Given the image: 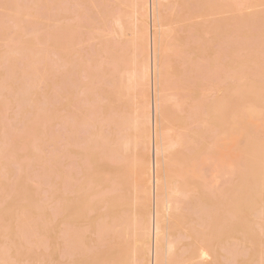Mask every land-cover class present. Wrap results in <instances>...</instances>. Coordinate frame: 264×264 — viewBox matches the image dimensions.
Here are the masks:
<instances>
[{
  "label": "rangeland",
  "instance_id": "374dc122",
  "mask_svg": "<svg viewBox=\"0 0 264 264\" xmlns=\"http://www.w3.org/2000/svg\"><path fill=\"white\" fill-rule=\"evenodd\" d=\"M142 4L0 0V264H131L147 178L132 142ZM164 5L167 94L183 98L165 112L171 138L190 136L161 167L191 191L174 257L200 242L207 264H264V0Z\"/></svg>",
  "mask_w": 264,
  "mask_h": 264
},
{
  "label": "bare ground",
  "instance_id": "6f19581e",
  "mask_svg": "<svg viewBox=\"0 0 264 264\" xmlns=\"http://www.w3.org/2000/svg\"><path fill=\"white\" fill-rule=\"evenodd\" d=\"M140 1H143L142 7L140 8L142 12L140 16H142L143 14L142 19L140 21L141 26L138 27V23H137L138 20L134 16L131 37L133 41V46L136 50L139 49V47L137 49V46L139 45L141 46V51L139 50L138 56H140L141 54L140 52H142L143 62H142V67L140 66L139 70L137 67V70L138 71L141 70L140 77L144 86L143 88H145L144 90L147 93V103H146L145 111L142 114V117L141 118L135 117L134 118L135 120H133L132 122L133 132L135 130L133 135L134 137H132L133 138L132 142L134 149L133 164L138 165L139 163L142 162V165L144 166L145 169L143 170L144 172L146 171L147 178L144 179L146 180L145 183L146 191L144 193L145 199L143 204L145 218L143 225L142 243H140L137 239L139 238V236L137 235L136 237L140 224L139 225L137 224L138 218L134 217L135 219L133 218V222H134L133 230L135 236H133L134 248L132 251L133 254H132L131 264H182L185 262L192 263L193 260L194 262L196 260H199V263L201 262L203 264H207V260L212 259L213 252L211 251V249H209V246H207L204 243L201 244L200 242L198 243V247L194 251L189 250V253L185 258L181 257L177 259L176 257H174L177 247L172 229L175 226V223L178 221V218L180 217V215H178L179 217L177 216L179 211L182 210V208L180 207V201L186 199L187 196L191 194V191L185 188L181 189L177 184L178 181L177 179L176 182L172 181L169 183L167 178L168 173L166 172L164 173L162 171L163 168L161 167L163 164L168 165L169 162L166 163V161H168V155L170 154V152L172 150L178 149L177 147L179 146L181 147L183 146V144L187 143V139L190 136H188L187 139H185L186 137L183 136V134H181L182 132H180V135L179 133L178 135L174 134L175 137L171 138L172 136H171V129L169 128V124H170V116L173 113L167 115L165 112V106L168 103H170V107H172L173 105L172 108L176 106V108L179 110L183 109L181 107L183 98L180 99L177 98L176 95L174 94L173 96L172 95L169 96L167 94L168 87L166 86L168 84L166 85L167 74L165 72L166 70L168 71L167 66L169 64L167 63V60H165L166 58L165 53L166 52L168 53L171 47L176 51V47H174L173 45L174 43L171 45L170 48L168 46L169 43H167L169 42L167 38L170 36L169 35L170 28L167 27V25L164 23V17H163L164 16L163 12H165L164 2H166L167 0H140ZM136 7L137 6L135 5V8ZM136 12H139V8L137 10L135 9V13ZM117 20L119 21V19ZM118 21H116V26ZM118 27L120 28V30H122L120 27V22ZM136 66H138V64H136ZM132 72L130 75L134 76ZM167 81L168 82L170 81L169 77ZM133 87H134V83H133ZM178 100L182 102L179 103L177 102ZM176 108H174L176 111L175 114L177 113V111H179L176 110ZM177 122H179V120ZM186 124H188V127L191 125V124L189 125V123ZM195 125L197 126V124ZM189 130H191V128ZM140 145H142L143 147ZM141 150H143L144 152V158L140 157V154L142 153ZM141 158H143V160ZM139 175L142 176V174ZM164 188L167 191L168 195L164 197L163 200L162 195L164 194H162V190ZM133 190H135L134 195L137 196V194L139 195L141 194L136 192L139 191L141 192L143 188L133 189ZM176 198L178 200H176ZM135 202H137V199H135ZM140 250L142 251V254ZM173 259L175 262L173 261ZM197 262L198 261H196V263Z\"/></svg>",
  "mask_w": 264,
  "mask_h": 264
}]
</instances>
